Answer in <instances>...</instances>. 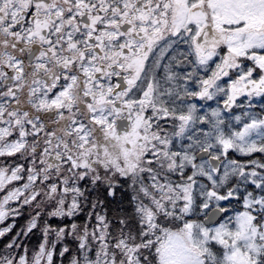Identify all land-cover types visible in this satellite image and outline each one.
<instances>
[{
	"label": "snow or ice",
	"instance_id": "1",
	"mask_svg": "<svg viewBox=\"0 0 264 264\" xmlns=\"http://www.w3.org/2000/svg\"><path fill=\"white\" fill-rule=\"evenodd\" d=\"M0 264H264V0H0Z\"/></svg>",
	"mask_w": 264,
	"mask_h": 264
}]
</instances>
